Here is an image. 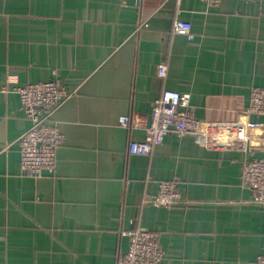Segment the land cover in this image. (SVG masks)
<instances>
[{
	"label": "crops",
	"instance_id": "1",
	"mask_svg": "<svg viewBox=\"0 0 264 264\" xmlns=\"http://www.w3.org/2000/svg\"><path fill=\"white\" fill-rule=\"evenodd\" d=\"M178 6L0 0V264H118L133 228L160 233V264H254L264 208L242 169L264 158V114L247 111L251 87L264 86V0ZM177 17L194 39L174 32ZM54 77L75 90L54 114L65 140L56 173L32 176L19 152L31 122L14 88ZM165 88L191 95L200 130L130 154ZM163 179L183 194L171 208L145 201Z\"/></svg>",
	"mask_w": 264,
	"mask_h": 264
},
{
	"label": "built area",
	"instance_id": "2",
	"mask_svg": "<svg viewBox=\"0 0 264 264\" xmlns=\"http://www.w3.org/2000/svg\"><path fill=\"white\" fill-rule=\"evenodd\" d=\"M203 1L212 5L220 2V0ZM178 9L180 10V0ZM148 25V20H143L137 28ZM173 30L190 40L196 35L192 22L180 17L175 19ZM167 72L168 64L160 63L158 75L165 77ZM14 90L18 92L25 115L31 122L19 138L21 167L32 176H42L44 173L55 174L58 149L65 140V134L59 122L54 119V114L74 95L75 90H69L59 77L30 81L15 86ZM247 111L264 114V86L251 87ZM119 121L122 126H132L130 115H122ZM200 126L201 120L191 108V95L165 88L153 104L145 138L131 139L129 153L151 155L168 133L175 132L181 137L190 132H198ZM242 182L254 191L253 201L264 208V158H247L244 161ZM182 199L179 181L163 179L159 183L157 194L146 198L145 201L156 206L171 208ZM125 234L129 236V246L119 255L118 264H160L165 258L166 252L158 231L133 228L125 231ZM254 264H264V249L257 255Z\"/></svg>",
	"mask_w": 264,
	"mask_h": 264
}]
</instances>
